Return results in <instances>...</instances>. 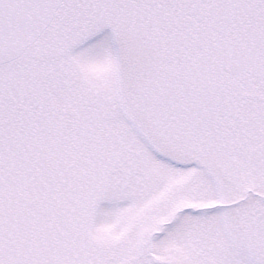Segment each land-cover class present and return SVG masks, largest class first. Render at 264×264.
Listing matches in <instances>:
<instances>
[{
    "label": "snow or ice",
    "instance_id": "obj_1",
    "mask_svg": "<svg viewBox=\"0 0 264 264\" xmlns=\"http://www.w3.org/2000/svg\"><path fill=\"white\" fill-rule=\"evenodd\" d=\"M0 264H264V0H0Z\"/></svg>",
    "mask_w": 264,
    "mask_h": 264
}]
</instances>
